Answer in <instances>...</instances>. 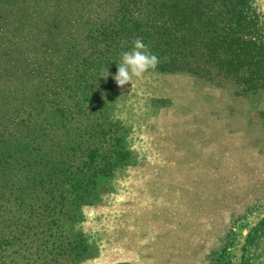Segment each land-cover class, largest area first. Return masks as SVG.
Segmentation results:
<instances>
[{
	"label": "rangeland",
	"instance_id": "374dc122",
	"mask_svg": "<svg viewBox=\"0 0 264 264\" xmlns=\"http://www.w3.org/2000/svg\"><path fill=\"white\" fill-rule=\"evenodd\" d=\"M102 1L0 0V97L51 70ZM114 76L98 84L127 153L68 226L85 248L74 264H264V99L187 74Z\"/></svg>",
	"mask_w": 264,
	"mask_h": 264
},
{
	"label": "trees",
	"instance_id": "16d2710c",
	"mask_svg": "<svg viewBox=\"0 0 264 264\" xmlns=\"http://www.w3.org/2000/svg\"><path fill=\"white\" fill-rule=\"evenodd\" d=\"M102 3L51 70L31 69L0 97V264H74L83 253L68 226L127 153L98 79L116 74L136 38L158 55L156 72L264 99V25L252 0ZM256 121L264 128V112Z\"/></svg>",
	"mask_w": 264,
	"mask_h": 264
},
{
	"label": "clouds",
	"instance_id": "9594fccd",
	"mask_svg": "<svg viewBox=\"0 0 264 264\" xmlns=\"http://www.w3.org/2000/svg\"><path fill=\"white\" fill-rule=\"evenodd\" d=\"M159 63L158 55L149 49L142 38H136L132 47L121 53L113 79L118 87L127 83L132 84L134 79L142 78L146 73L154 71Z\"/></svg>",
	"mask_w": 264,
	"mask_h": 264
}]
</instances>
